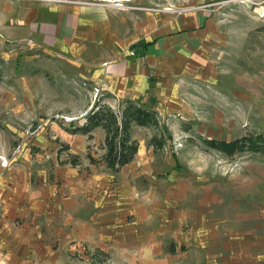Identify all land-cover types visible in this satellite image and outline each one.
<instances>
[{"label": "rangeland", "instance_id": "1", "mask_svg": "<svg viewBox=\"0 0 264 264\" xmlns=\"http://www.w3.org/2000/svg\"><path fill=\"white\" fill-rule=\"evenodd\" d=\"M263 5L0 0V264H264V152L203 139L264 134ZM191 11L205 17L203 46L157 59L140 96L169 138L156 149L158 129L133 125L139 152L109 169L103 129L67 126L111 91L108 60Z\"/></svg>", "mask_w": 264, "mask_h": 264}, {"label": "trees", "instance_id": "2", "mask_svg": "<svg viewBox=\"0 0 264 264\" xmlns=\"http://www.w3.org/2000/svg\"><path fill=\"white\" fill-rule=\"evenodd\" d=\"M149 43L138 40L131 47L137 46V44L146 45ZM110 95L113 96L114 94L111 91L101 94L99 98L93 101V105L85 113L84 121L74 126L69 125L67 129L73 133L88 134V137L92 138L94 136L93 130L101 127L105 133V152L98 159L106 163L109 169L119 171L125 164L131 163L140 150L139 142L137 138L133 137L131 132L133 125L152 126L158 129L148 140V144L156 149L164 146L169 134L161 124V116H159V111L156 107L142 101L140 98L125 97L119 101L120 106L117 110L110 103L103 102ZM203 139L207 144L217 146L225 151L249 148L264 152L263 133L255 137L245 135L230 141L207 137H203ZM66 147H68L67 144ZM89 157L90 162L95 163L96 158L91 154ZM63 162L78 165L79 155L70 153L69 157Z\"/></svg>", "mask_w": 264, "mask_h": 264}, {"label": "crops", "instance_id": "3", "mask_svg": "<svg viewBox=\"0 0 264 264\" xmlns=\"http://www.w3.org/2000/svg\"><path fill=\"white\" fill-rule=\"evenodd\" d=\"M204 20L201 11L181 12L170 19V29L166 34L157 33L147 40L151 43L131 49L133 56L123 53L118 61L108 60L103 78L106 87L122 98L138 99L148 93L151 64L172 53H190L203 46L208 35Z\"/></svg>", "mask_w": 264, "mask_h": 264}, {"label": "built area", "instance_id": "4", "mask_svg": "<svg viewBox=\"0 0 264 264\" xmlns=\"http://www.w3.org/2000/svg\"><path fill=\"white\" fill-rule=\"evenodd\" d=\"M69 2H80L82 4H96V5H111L117 8L120 7H130L131 6V2L133 0H66ZM257 1V0H256ZM260 1H264V0H260ZM264 7V5H263ZM107 64V62H106Z\"/></svg>", "mask_w": 264, "mask_h": 264}]
</instances>
